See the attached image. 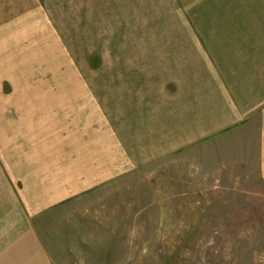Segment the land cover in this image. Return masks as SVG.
<instances>
[{"label":"crops","instance_id":"0c3cea01","mask_svg":"<svg viewBox=\"0 0 264 264\" xmlns=\"http://www.w3.org/2000/svg\"><path fill=\"white\" fill-rule=\"evenodd\" d=\"M33 3L0 0V34L24 30ZM99 3L133 30L129 51L98 53L65 105L22 104L0 130V264H51L45 215L166 156L251 152L264 178V0Z\"/></svg>","mask_w":264,"mask_h":264},{"label":"rangeland","instance_id":"374dc122","mask_svg":"<svg viewBox=\"0 0 264 264\" xmlns=\"http://www.w3.org/2000/svg\"><path fill=\"white\" fill-rule=\"evenodd\" d=\"M34 1L24 30L0 34V130L17 127L22 104L65 105L86 88L98 53L130 49L133 30L116 21L123 14L105 13L99 0L87 13L66 11L83 0ZM197 153L108 178L45 215L51 264H264V178L251 152Z\"/></svg>","mask_w":264,"mask_h":264}]
</instances>
